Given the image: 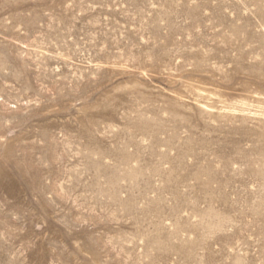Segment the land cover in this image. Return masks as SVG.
<instances>
[{
	"label": "rangeland",
	"instance_id": "rangeland-1",
	"mask_svg": "<svg viewBox=\"0 0 264 264\" xmlns=\"http://www.w3.org/2000/svg\"><path fill=\"white\" fill-rule=\"evenodd\" d=\"M0 264H264V0H0Z\"/></svg>",
	"mask_w": 264,
	"mask_h": 264
}]
</instances>
